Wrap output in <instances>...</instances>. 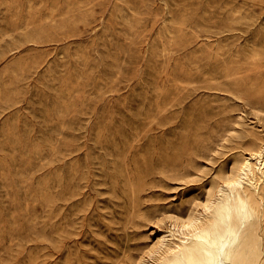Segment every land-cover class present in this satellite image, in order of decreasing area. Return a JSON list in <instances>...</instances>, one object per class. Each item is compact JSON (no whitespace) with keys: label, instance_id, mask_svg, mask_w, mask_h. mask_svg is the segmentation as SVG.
Returning a JSON list of instances; mask_svg holds the SVG:
<instances>
[{"label":"rangeland","instance_id":"1","mask_svg":"<svg viewBox=\"0 0 264 264\" xmlns=\"http://www.w3.org/2000/svg\"><path fill=\"white\" fill-rule=\"evenodd\" d=\"M262 151L264 0H0V264H264Z\"/></svg>","mask_w":264,"mask_h":264},{"label":"bare ground","instance_id":"2","mask_svg":"<svg viewBox=\"0 0 264 264\" xmlns=\"http://www.w3.org/2000/svg\"><path fill=\"white\" fill-rule=\"evenodd\" d=\"M224 183L229 190V197L226 195L228 198L225 201L227 202L230 199L235 204H239L244 208L245 201L242 194L246 191L247 187H254L258 192L257 186L259 184L264 185V152H253L249 154V157L244 158L240 164L235 166L232 174L226 175ZM221 193L219 190L216 194H210L207 204L203 206V213L209 212L216 207L222 215H228L225 205L218 203L217 197ZM202 215L199 213L198 216H191L183 222H174L171 226L174 230L180 231V234L185 237L184 239L187 242L190 238H194L205 246L211 245L213 234L207 229L205 223L201 221L200 217ZM161 246H163V242L159 244V247H155L145 259H149L151 255L159 254ZM183 247L184 245H179L176 248L181 251ZM160 258L163 259V254L160 255Z\"/></svg>","mask_w":264,"mask_h":264}]
</instances>
